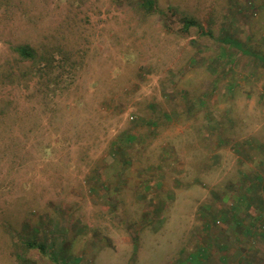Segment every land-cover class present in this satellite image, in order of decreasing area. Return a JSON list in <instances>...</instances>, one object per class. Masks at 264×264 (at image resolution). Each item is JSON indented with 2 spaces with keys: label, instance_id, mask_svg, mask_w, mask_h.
<instances>
[{
  "label": "rangeland",
  "instance_id": "1",
  "mask_svg": "<svg viewBox=\"0 0 264 264\" xmlns=\"http://www.w3.org/2000/svg\"><path fill=\"white\" fill-rule=\"evenodd\" d=\"M152 1L0 0V264H264V0Z\"/></svg>",
  "mask_w": 264,
  "mask_h": 264
},
{
  "label": "trees",
  "instance_id": "2",
  "mask_svg": "<svg viewBox=\"0 0 264 264\" xmlns=\"http://www.w3.org/2000/svg\"><path fill=\"white\" fill-rule=\"evenodd\" d=\"M143 2H147L150 6L153 5L152 0H143ZM184 24H185L184 26H185L186 30H188L191 26H198L200 29H202V25H201V23H199L197 21V19L185 18ZM208 33L210 34V32H208ZM228 41L232 42V40H229V39H228ZM232 43L238 44V42H236V41H233ZM16 50L19 52L21 57L24 59L25 58H33L35 56V50L29 45H19L18 47H16ZM255 222L256 221L254 220V223ZM28 246L29 247L31 246L34 248H40L41 250L46 249L45 245H43L42 243L35 242V241H30L28 243Z\"/></svg>",
  "mask_w": 264,
  "mask_h": 264
},
{
  "label": "crops",
  "instance_id": "3",
  "mask_svg": "<svg viewBox=\"0 0 264 264\" xmlns=\"http://www.w3.org/2000/svg\"><path fill=\"white\" fill-rule=\"evenodd\" d=\"M260 215L261 214H259V216ZM257 216L258 215L254 216V217H257ZM251 229H252V227H250V226L246 227V230L244 233L251 234L252 233ZM206 250L207 249H205L204 247H202L201 249H198L197 252L195 251V252L191 253L190 259L193 260V262H195L196 264H199L201 262L200 259L205 256ZM222 250H225V249H222ZM221 260L223 261L224 264H229V263H227V259L225 257H223ZM185 261L186 260H183L182 262H179V264H184ZM232 262H233V264H237L235 261H232ZM248 264H253V263H248ZM254 264H259V263H254Z\"/></svg>",
  "mask_w": 264,
  "mask_h": 264
}]
</instances>
